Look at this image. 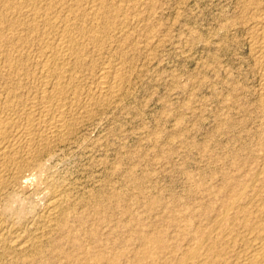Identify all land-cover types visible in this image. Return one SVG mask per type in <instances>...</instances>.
<instances>
[{"label":"rangeland","instance_id":"obj_1","mask_svg":"<svg viewBox=\"0 0 264 264\" xmlns=\"http://www.w3.org/2000/svg\"><path fill=\"white\" fill-rule=\"evenodd\" d=\"M53 1L58 31L11 26L0 45L4 141L26 124L41 133V97L53 86L69 103L63 134L37 138L30 158L19 144L14 161L0 159V264H190L191 249L264 185V106L244 0ZM62 27L81 47L66 78L51 82L41 60ZM108 70L116 92L97 89Z\"/></svg>","mask_w":264,"mask_h":264},{"label":"bare ground","instance_id":"obj_2","mask_svg":"<svg viewBox=\"0 0 264 264\" xmlns=\"http://www.w3.org/2000/svg\"><path fill=\"white\" fill-rule=\"evenodd\" d=\"M61 1V0H60ZM59 1V2H60ZM63 1V0H62ZM77 1V0H76ZM79 1V0H78ZM126 1V0H125ZM243 1V0H242ZM81 2V1H79ZM106 2V0L104 1ZM245 6L244 8H246V10L248 11V14L245 15V17H243V21H241L243 23V25L247 28V32H248V36L250 38V49L252 52V55H254L256 64L258 66L259 69V73H260V97H261V102L264 106V0H244L243 1ZM56 3V2H55ZM97 3V2H96ZM95 3V4H96ZM107 3V2H106ZM111 3V2H110ZM57 4V3H56ZM54 1L53 0H0V45L3 44L1 41H5L6 42V37L7 35V30L6 28L14 26L13 28L11 27V29H14L15 26H27V31H31L34 32L36 30V28L41 25V26H45L46 29H48L47 31H49V28H51L52 26H54L53 24V11L52 10L53 7H55ZM64 4V3H63ZM94 4V5H95ZM104 4V3H103ZM243 4V3H242ZM84 5V4H83ZM105 5V4H104ZM115 5V4H113ZM118 5V3H117ZM81 6V5H79ZM85 6V5H84ZM93 6V5H92ZM97 6V5H96ZM99 6V5H98ZM64 7V6H63ZM71 7H73L71 5ZM76 7V6H75ZM78 7V6H77ZM90 7V6H89ZM94 7V6H93ZM92 7V8H93ZM100 7V6H99ZM106 7V6H104ZM102 7V8H104ZM111 7V6H110ZM57 8H60L59 6ZM56 8V9H57ZM87 8V7H86ZM96 8V7H95ZM101 8V9H102ZM120 8V7H119ZM72 9L73 8H69ZM99 9V8H98ZM3 10L6 11H13L11 12L12 14L15 13L18 14V18L17 19H13V20H9L10 18H13L10 14V18L8 19V17H2L1 12ZM90 10V8H89ZM92 10V9H91ZM95 10V9H93ZM92 10V11H93ZM244 10V9H243ZM245 10V11H246ZM69 11V10H68ZM67 11V12H68ZM74 11V10H73ZM72 11V12H73ZM83 11V10H82ZM88 11V9H87ZM116 12V10H114ZM245 11L243 12V15L245 13ZM4 12V11H3ZM75 12V11H74ZM73 12V13H74ZM85 12V11H84ZM56 13V12H55ZM58 13V12H57ZM56 13V14H57ZM63 13V12H62ZM82 13V12H81ZM87 14H89L88 12H86ZM92 12H90L91 14ZM108 13V12H107ZM117 13V12H116ZM115 13V15H116ZM247 13V12H246ZM8 15V13H6ZM75 14V13H74ZM83 14V13H82ZM95 14V13H93ZM92 14V15H93ZM105 14V13H104ZM63 15V14H61ZM101 15V14H100ZM107 15V14H106ZM6 16V15H5ZM14 16V15H13ZM59 15H56L55 18H57ZM68 17H70L69 15H67ZM85 16V15H84ZM91 16V15H89ZM88 16V17H89ZM94 16V15H93ZM103 16V15H101ZM109 16V15H108ZM117 16V15H116ZM67 17V18H68ZM97 17V16H96ZM54 18V19H55ZM63 18V17H62ZM65 18V17H64ZM73 18V17H72ZM100 18V17H99ZM106 18V17H105ZM110 18V17H108ZM60 19V18H59ZM69 19V18H68ZM67 19V20H68ZM71 19V17H70ZM75 19V18H73ZM85 19V18H84ZM61 20V19H60ZM77 20V19H76ZM89 20V19H88ZM242 20V19H241ZM78 21V20H77ZM82 21V20H81ZM101 21V20H99ZM108 21V20H107ZM110 21V20H109ZM59 22V21H58ZM64 22V21H63ZM86 22V21H85ZM92 22V21H91ZM113 22V21H112ZM240 22V23H241ZM55 25L57 24L56 21L54 20ZM94 23V22H93ZM98 23V22H97ZM61 24V23H60ZM60 24H58L60 26ZM66 24V23H65ZM71 25V24H70ZM75 25V24H74ZM74 25H71L72 27H74ZM96 25V24H95ZM107 25V24H106ZM39 26V27H41ZM64 27V25H62ZM68 26V25H67ZM92 26V25H91ZM108 26V25H107ZM38 27V29H39ZM48 27V28H47ZM55 27V26H54ZM53 27V28H54ZM56 27H58L56 25ZM55 27V28H56ZM62 27V29H63ZM70 27V26H69ZM68 27V28H69ZM71 27V28H72ZM89 27V26H87ZM97 27V26H96ZM93 27V28H96ZM120 27V26H119ZM44 28V27H43ZM59 28V27H58ZM58 28L57 31H58ZM66 28V25H65ZM67 28V29H68ZM77 28L76 26L74 27ZM82 28V27H79ZM101 28V27H99ZM110 28V27H109ZM117 28V27H116ZM124 28V27H123ZM10 28H8L9 30ZM17 29V28H15ZM23 29V28H21ZM41 29V28H40ZM54 29V31L56 30ZM61 29V28H60ZM61 29V30H62ZM83 29V28H82ZM89 29V28H88ZM26 30V29H25ZM65 29H63L62 31L64 32ZM69 30V29H68ZM78 30V29H77ZM91 30V28H90ZM96 30V29H95ZM14 31V30H12ZM18 31V30H17ZM39 31V30H38ZM52 31V30H50ZM60 31V30H59ZM73 31V30H72ZM80 31V30H79ZM89 31V30H88ZM87 31V33H88ZM93 31V30H92ZM101 31V30H100ZM104 31V29H103ZM11 32V31H10ZM37 32V31H36ZM53 32V31H52ZM74 32V31H73ZM81 32V31H80ZM85 32V30H84ZM94 34H98L95 32L98 31H93ZM106 32V31H105ZM110 32V31H109ZM246 32V33H247ZM51 33V32H50ZM56 33V32H55ZM58 33V32H57ZM86 33V32H85ZM29 34V33H28ZM32 35V33H30ZM42 34H45L42 33ZM47 34V33H46ZM61 34V33H60ZM78 34V33H77ZM91 34H93L91 32ZM107 34V33H106ZM121 34V32H120ZM40 35V34H39ZM49 34H47L48 37ZM55 35V34H54ZM53 35V36H54ZM83 35H85L83 33ZM95 35V36H96ZM99 35V34H98ZM98 35L96 36L98 38ZM101 35V34H100ZM13 36V35H12ZM11 36V37H12ZM21 36V34L19 35ZM18 35L16 36L17 38L19 37ZM52 36V35H50ZM57 36V35H56ZM55 36V37H56ZM59 36V34H58ZM80 38L81 35L79 34ZM90 36V35H89ZM10 39V36H8ZM14 37V36H13ZM22 37V36H21ZM29 37V36H28ZM36 37V36H35ZM44 37V36H43ZM78 37V36H77ZM76 37V35H73V33H71L70 31L65 30L64 33H62L58 38V42L56 44V48L54 49L52 46L56 43L54 40V44L50 47L45 46V42L44 44H41V47L45 48H51V57L48 56L50 54H45V60H43L42 58L44 57L43 53H40L41 55L43 54V57H39L43 60H41V67H42V73L44 76L48 77V81H49V77H51V82L52 78L55 79H60L62 80V76L65 73V66H67V64H69V60L71 59V57L73 55H76V53L78 51L77 50V46L81 47V43L78 38ZM83 37V36H82ZM86 37V35H85ZM94 37V36H93ZM101 37V36H100ZM20 38V37H19ZM18 38V39H19ZM34 38V37H32ZM77 38V39H76ZM92 38V36H91ZM96 38V41L99 39ZM103 38V37H102ZM13 39V38H12ZM10 39V40H12ZM16 39V38H14ZM21 39V38H20ZM50 39V38H49ZM55 39V38H54ZM82 39V38H81ZM23 40H25L23 38ZM33 41V39H31ZM40 40V39H39ZM44 40V39H43ZM42 38H41V42H43ZM47 40V39H46ZM91 41V39H89ZM93 40H95V38H93ZM9 41V40H8ZM7 41V42H8ZM27 41V40H25ZM49 41V40H47ZM95 41V42H96ZM4 42V43H5ZM13 43V41H11ZM16 42V40H15ZM51 42V41H50ZM49 42V43H50ZM83 42V41H82ZM88 42V41H87ZM48 43V42H47ZM48 43V44H49ZM7 44H10L7 43ZM24 44V42H23ZM28 44V43H27ZM99 44V43H98ZM101 44V43H100ZM22 45V44H21ZM44 45V46H42ZM51 45V44H49ZM84 45V43H83ZM6 46V45H5ZM4 46V48H5ZM33 46V45H32ZM2 47V45H1ZM20 47V46H19ZM27 47V46H26ZM55 47V45H54ZM78 47V48H79ZM10 48V47H9ZM7 48V49H9ZM16 48V47H15ZM29 48V47H28ZM38 48V47H37ZM43 49V48H41ZM11 50V49H10ZM42 50V51H44ZM83 50V49H82ZM2 51V50H0ZM31 51V50H30ZM41 51V52H42ZM47 51V50H45ZM79 51H81V48L79 49ZM84 51V50H83ZM82 51V52H83ZM40 51H38L39 53ZM49 52V50H48ZM31 53V52H30ZM8 54V53H7ZM24 54V53H23ZM26 54V53H25ZM5 55V54H4ZM3 55V56H4ZM10 55V53H9ZM12 55V54H11ZM78 55V53H77ZM36 56V55H35ZM1 57V56H0ZM6 58L9 56H5ZM11 57V56H10ZM33 57V56H32ZM38 57V56H37ZM79 57V56H78ZM81 57V56H80ZM12 58V57H11ZM10 58V59H11ZM30 58V57H29ZM29 58L27 60H29ZM13 59V58H12ZM11 59V60H12ZM15 59V56H14ZM26 59V58H25ZM36 59V58H35ZM80 60V58H79ZM37 61V60H36ZM75 61V59H74ZM23 62V61H22ZM29 62V61H28ZM72 62V61H71ZM6 63V62H5ZM13 63V62H12ZM19 63V62H18ZM71 64V63H70ZM5 65V64H4ZM8 65H10L8 63ZM27 65V64H26ZM33 65V64H32ZM31 65V66H32ZM39 65V64H38ZM23 66V65H22ZM30 66V67H31ZM36 66V65H35ZM11 67V66H10ZM26 67V66H25ZM29 67V68H30ZM39 67V66H38ZM35 68V67H34ZM110 68V67H109ZM36 69V68H35ZM67 70V69H66ZM104 70H107L106 68ZM110 71H113L111 69H109ZM108 70L107 74H105L104 76L100 77L98 84H97V89H99V91L103 92V91H108L110 90L111 92H116L117 89V85H115V82L119 83L117 80V76L111 77L109 76L111 74V72ZM12 71V70H11ZM36 71V70H35ZM34 71V72H35ZM40 71V70H39ZM117 71V70H116ZM9 72V71H8ZM2 73V72H1ZM11 73V72H10ZM17 73V72H16ZM41 73V74H42ZM67 73V71H66ZM108 73H110L108 75ZM9 74V73H7ZM26 74V73H25ZM71 74V72L69 73ZM113 74V73H112ZM2 75V74H1ZM19 75V74H18ZM30 75V73H29ZM42 75V76H43ZM124 75V74H123ZM36 76V75H35ZM65 76V75H64ZM63 76V77H64ZM67 76V75H66ZM65 76V78H66ZM6 77V76H5ZM119 75H118V79H119ZM14 78V77H13ZM116 78V79H115ZM2 79V78H1ZM6 79V78H5ZM46 79V78H45ZM8 80V79H7ZM46 80V81H47ZM66 80V79H65ZM64 80V82H65ZM11 81V80H10ZM56 81V80H55ZM68 81V80H67ZM48 82V83H51ZM13 83V82H12ZM40 83V81H39ZM47 83V82H46ZM47 83V84H48ZM59 85L56 88H60L59 86L60 81H58ZM56 83V84H58ZM44 84V82H43ZM42 84V85H43ZM78 85V84H77ZM2 86V85H1ZM9 86V85H8ZM15 86V85H14ZM39 86V85H38ZM51 86V85H50ZM72 86V85H71ZM49 87V86H48ZM52 88L55 89V87L53 86ZM51 88V91H54V89ZM67 88V87H66ZM65 88V89H66ZM43 89V88H42ZM62 89V88H61ZM40 90V89H38ZM46 89H44V92ZM70 90V88L68 87L67 91ZM116 90V91H114ZM59 91V90H58ZM77 91V90H76ZM8 92V91H7ZM23 92V91H22ZM50 92V91H49ZM51 92V93H52ZM63 92V91H62ZM66 92V91H65ZM69 92V91H68ZM51 93H44L43 97H41V104H42V109H41V115L44 116V122L42 121V127L40 129H42L41 133H34L33 131V126L31 124H26L23 127H21L19 135L20 137L15 141V142H6L3 139L4 134H6V132L8 131L7 128V124L6 122L1 120V116H0V159L1 157H4L6 160L8 161H14L16 159V146L17 148L18 145L20 144V147L25 146L26 147V151L25 157H31V149L33 146V143H35L34 141L39 138L41 141L45 139L44 138H48L47 136H55V135H61V133L63 132L65 126H66V117H65V109L68 106L69 103H67L66 101H64V98L66 97H62V96H57L54 97ZM64 93V92H63ZM108 93V92H107ZM18 94V93H17ZM59 94V93H56ZM64 95V94H63ZM73 95V94H72ZM100 95V94H99ZM102 95V94H101ZM8 96V95H7ZM15 96V95H14ZM56 96V95H55ZM78 96V95H77ZM113 96V95H112ZM107 97V96H106ZM105 96L102 95V101H107L109 98H106ZM68 98H66L67 100ZM70 102V101H69ZM8 104V103H7ZM4 105V104H3ZM12 105V104H11ZM71 105V104H70ZM69 105V106H70ZM2 106V105H1ZM5 106V105H4ZM13 106V105H12ZM16 107V106H15ZM3 108V107H2ZM5 108V107H4ZM11 108V107H10ZM38 108V107H37ZM15 109V108H14ZM9 111V110H8ZM13 111V110H12ZM17 111V110H16ZM22 111V110H21ZM4 112V111H3ZM7 112V111H6ZM14 112V111H13ZM25 113V112H24ZM31 114V113H30ZM4 115V114H3ZM14 115V114H13ZM19 115V114H18ZM35 117V116H34ZM6 118V117H5ZM5 120V119H4ZM11 120V119H10ZM22 120V119H21ZM6 121V120H5ZM8 123V122H7ZM32 123V122H31ZM41 123V122H40ZM20 124V123H19ZM9 125V124H8ZM13 128V127H12ZM39 129V130H40ZM37 130V131H39ZM18 132V131H17ZM36 132V131H35ZM63 134V133H62ZM8 136V135H7ZM11 138V137H10ZM16 138V137H15ZM8 139V138H7ZM13 139V138H12ZM6 140V139H5ZM38 140V139H37ZM47 140V139H46ZM40 141V142H41ZM39 142V140H38ZM44 143V142H43ZM21 144H23V146H21ZM24 147V148H25ZM23 148V149H24ZM34 149V148H33ZM38 154V153H37ZM34 155V154H33ZM6 164V163H5ZM10 164V163H9ZM3 164L0 163V181H2L3 179ZM264 171V170H263ZM259 172V171H258ZM253 191V190H252ZM255 191V190H254ZM240 194V193H239ZM254 194V195H253ZM251 195V197H249V201L243 203L242 205H236L237 206V210L233 213H228L225 219V222L223 224V227L221 229H219V233L217 236L212 237L210 236L209 239L207 240L206 243H203V246L201 245V247L197 246L198 248H192L191 249V263L190 264H264V185L257 190L256 193H253ZM247 195V194H246ZM235 196V195H234ZM233 196V197H234ZM250 196V195H249ZM230 204V203H229ZM234 204V203H232ZM230 206V205H229ZM53 213V212H52ZM57 214V213H56ZM213 218V217H212ZM223 220V219H222ZM218 229V227H217ZM215 230V229H214ZM208 232V231H207ZM209 233V232H208ZM215 234V231H214ZM211 235V234H210ZM207 236V235H206ZM205 236V237H206ZM144 240V239H142ZM202 240L199 238V241ZM198 245V244H197ZM153 247V246H152ZM178 250V249H177ZM183 253V252H182ZM188 255V254H187ZM185 256V255H184ZM183 256V257H184ZM148 257V256H147ZM182 257V258H183ZM84 258V257H83ZM97 259V258H96ZM180 259V258H179ZM178 259V260H179ZM187 259V258H186ZM184 257V260H186ZM81 260V259H80ZM113 260V259H112ZM146 260V259H145ZM109 262V261H108ZM178 262V261H177ZM101 263V262H100ZM105 263V262H104ZM112 263V262H111ZM164 263V262H163ZM175 263V262H174ZM174 263H170V264H174ZM189 261H183V259H181L178 263L175 264H188ZM162 264V263H161Z\"/></svg>","mask_w":264,"mask_h":264}]
</instances>
